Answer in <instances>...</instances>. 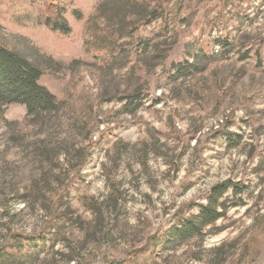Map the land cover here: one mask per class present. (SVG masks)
Listing matches in <instances>:
<instances>
[{
    "label": "rangeland",
    "instance_id": "obj_1",
    "mask_svg": "<svg viewBox=\"0 0 264 264\" xmlns=\"http://www.w3.org/2000/svg\"><path fill=\"white\" fill-rule=\"evenodd\" d=\"M124 2L56 0L60 36L32 0H0V45L43 59L62 103L44 127L0 109V245L60 197L51 241L20 263L264 264V0ZM224 182V217L172 239Z\"/></svg>",
    "mask_w": 264,
    "mask_h": 264
},
{
    "label": "trees",
    "instance_id": "obj_2",
    "mask_svg": "<svg viewBox=\"0 0 264 264\" xmlns=\"http://www.w3.org/2000/svg\"><path fill=\"white\" fill-rule=\"evenodd\" d=\"M130 1L125 0L124 3ZM32 4L36 8L38 21L41 25L60 36L71 34V28L65 19L68 4L60 5L56 3V0H46L44 3H41V0H32ZM99 8L98 10H100ZM70 13L77 19L80 18L79 11L70 10ZM117 32L120 34L119 31ZM42 60H30L23 54L0 45V109L9 105L23 106L26 111L25 126H47L56 121L62 108V103L40 84L44 72L42 62H45ZM0 122L8 127L11 126V123L9 124L4 119L3 114H0ZM81 156L82 152H79L78 157ZM231 188L229 182L213 187L206 204L198 205V214L193 219L180 222L170 237L172 239L202 238L206 228L214 226L218 220L224 217L226 211L224 203H220V201ZM67 194L68 190L61 192V195L64 196ZM53 196L57 197L58 195ZM59 199L60 197H57L56 203L59 202ZM51 201L47 208L45 223L39 232L22 235L11 232L9 226L6 225L0 245V264L23 263L34 255L35 247L42 248L51 241L49 236L56 226V203L52 205ZM163 236L150 238L149 242L153 244L154 250H163L167 247L170 239Z\"/></svg>",
    "mask_w": 264,
    "mask_h": 264
}]
</instances>
